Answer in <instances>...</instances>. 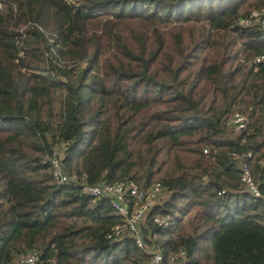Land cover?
<instances>
[{
  "label": "trees",
  "instance_id": "16d2710c",
  "mask_svg": "<svg viewBox=\"0 0 264 264\" xmlns=\"http://www.w3.org/2000/svg\"><path fill=\"white\" fill-rule=\"evenodd\" d=\"M253 10L264 0H0V264L149 262L130 236L108 238L123 222L109 198L55 179L56 149L91 185L163 184L143 237L165 264L181 250V264H264V28L241 24Z\"/></svg>",
  "mask_w": 264,
  "mask_h": 264
},
{
  "label": "built area",
  "instance_id": "2783aa9c",
  "mask_svg": "<svg viewBox=\"0 0 264 264\" xmlns=\"http://www.w3.org/2000/svg\"><path fill=\"white\" fill-rule=\"evenodd\" d=\"M241 24L244 26L258 25L264 28V11L253 10L248 16L241 18ZM264 61V54L256 58V63ZM231 125L235 131H241L247 126V117L241 112H236L231 118ZM208 152L207 149H204ZM236 156V154H234ZM251 156L250 153L247 155ZM63 151L56 149L50 159L55 179L60 183L79 184L83 193L95 198L107 197L111 201L114 211L123 218V222L113 226L108 234L109 239H120L130 236L137 247L145 250L149 254L148 264H165L163 253L153 246H147L143 237V224L149 211L156 205L163 193V184L160 181L153 183L150 187L144 188L135 180L117 182L114 184L104 183L91 185L78 179L75 176H69L63 166ZM241 180L246 189L255 197H261V190L255 181L251 169L247 163H240ZM225 191L219 192L221 195ZM154 222L159 227L168 225V219L162 216H156ZM186 257V251L181 250L172 256V264H181ZM38 253L22 255L14 264H37Z\"/></svg>",
  "mask_w": 264,
  "mask_h": 264
}]
</instances>
